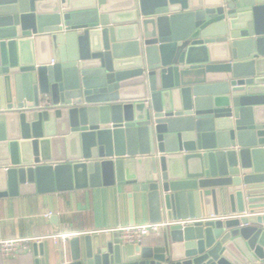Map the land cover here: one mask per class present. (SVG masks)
I'll return each mask as SVG.
<instances>
[{
  "label": "water",
  "instance_id": "obj_1",
  "mask_svg": "<svg viewBox=\"0 0 264 264\" xmlns=\"http://www.w3.org/2000/svg\"><path fill=\"white\" fill-rule=\"evenodd\" d=\"M115 186L239 217L63 264H264V0H0V196Z\"/></svg>",
  "mask_w": 264,
  "mask_h": 264
},
{
  "label": "crops",
  "instance_id": "obj_2",
  "mask_svg": "<svg viewBox=\"0 0 264 264\" xmlns=\"http://www.w3.org/2000/svg\"><path fill=\"white\" fill-rule=\"evenodd\" d=\"M146 223H151L147 205L128 187L0 196V241H29L13 257L0 253V264H63L69 262L73 238L83 248L86 236ZM162 234L163 229L145 236L142 245H155Z\"/></svg>",
  "mask_w": 264,
  "mask_h": 264
},
{
  "label": "built area",
  "instance_id": "obj_3",
  "mask_svg": "<svg viewBox=\"0 0 264 264\" xmlns=\"http://www.w3.org/2000/svg\"><path fill=\"white\" fill-rule=\"evenodd\" d=\"M47 105L46 103L40 104V107ZM50 214H46L45 216H49ZM239 217V215H225L222 217H216L214 215L207 216L201 219H187V220H179L174 222H163L159 224H140V225H132L126 227H120L114 229L110 232H117L119 234V240L123 244H136L142 242L143 238L149 234L157 233L161 229L169 225H193L196 223H203L205 221H214L217 219H232ZM29 242L28 240L23 239H15L8 241H0V253L4 258H10L17 255L21 250H25V244Z\"/></svg>",
  "mask_w": 264,
  "mask_h": 264
}]
</instances>
